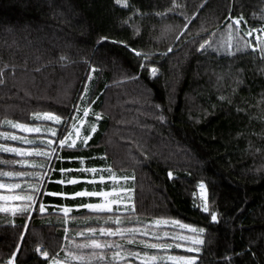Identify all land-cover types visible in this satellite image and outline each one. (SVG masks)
<instances>
[{"label":"trees","instance_id":"obj_1","mask_svg":"<svg viewBox=\"0 0 264 264\" xmlns=\"http://www.w3.org/2000/svg\"><path fill=\"white\" fill-rule=\"evenodd\" d=\"M230 16L243 17L239 31L226 27ZM261 17L264 0H0V132L14 131L7 120L40 124L36 113L71 120L77 105L89 112L83 135L96 127L86 146L57 148L38 194L43 213L0 212V264H48L42 251L55 255L67 240L63 207L73 209L70 228L96 222L80 224L92 219L78 206L98 198L71 197L102 187L81 169L108 166L135 177L137 213L204 229L196 264H264V31L259 40L244 31L264 28ZM205 38L215 51L197 50ZM117 123L143 140L124 169L106 144ZM20 159L0 152L9 162L0 171L28 170L10 163ZM200 182L207 213L196 204Z\"/></svg>","mask_w":264,"mask_h":264},{"label":"snow or ice","instance_id":"obj_2","mask_svg":"<svg viewBox=\"0 0 264 264\" xmlns=\"http://www.w3.org/2000/svg\"><path fill=\"white\" fill-rule=\"evenodd\" d=\"M115 2L119 5L121 3V0H115ZM188 23L191 22L190 18H185ZM261 19H264V17H261ZM229 20L231 21L226 25V27L231 30L233 26L237 27V31H239V25L241 24L243 17H237V18H232L231 16L229 17ZM246 23V22H245ZM253 31L255 29H249L245 34L248 36H251L253 34ZM260 31H264V28L260 29ZM214 35V34H213ZM106 39V38H102ZM207 39L205 38V43H201L198 47V51H208V50H213L212 44L207 43ZM226 44V53L228 55H234V53L230 50L232 45L230 42H225ZM248 46H251V42H249ZM244 49H241L239 47L236 48V51H243ZM255 50V49H253ZM135 51V50H133ZM172 49L169 48L168 52H171ZM136 55H140L138 52L135 53ZM167 54V53H165ZM63 60L64 58L61 57ZM95 71V69H93ZM157 72L156 68L151 69V73L155 75ZM3 72L0 71V84H3ZM86 96V91L85 94L82 95L79 99L84 101L85 104L88 103V101L85 99ZM95 101H93L94 103ZM89 112L87 109L81 111L79 105H77L74 108V115L72 116L71 120L69 119H63L60 116H57L53 113L50 112H43V113H36L33 116V119L35 120H43V121H52L55 124H60L63 123L66 128H65V133L62 135V137L59 140L55 139H42L39 142L38 147H34L31 149L28 148H21V147H15V146H10L5 143H0V152L2 153H10V154H15L18 157H21L20 160L16 161H11L13 165L19 164L21 167H42L41 165L36 164L35 162H30L27 159H24L26 157H31V156H38V157H44L46 160L51 161L53 156L58 157V152L57 148L63 149L64 147L68 148H75L76 145V140L75 139H70L71 136H73V131L72 129H75V135L77 139L80 140L81 145L86 146L88 140L91 139V134L96 131L95 123L89 124L88 128V134L84 136L79 135V125L75 123L77 118L82 121L84 118L88 117ZM94 119L98 121L101 119V114L99 113H92ZM161 120H163V117H161ZM6 124H8L11 128L13 129H19L23 132L27 133H41L42 131L45 134L51 135L52 137H55L57 134V130L53 128H45L42 129L41 127H29L26 124L22 123H16L11 120L5 121ZM0 139L6 140V141H19L21 143H27L29 145H35L37 144L36 140H26L24 137L18 136L13 133H8V132H3L0 133ZM56 145V147H52V145ZM101 159L106 160L105 157H101ZM0 163H9L6 161H0ZM81 163H83V160H81ZM67 171V170H61ZM81 171H86L88 173L93 174L92 179L88 180L87 183H100L102 187L99 190H96L93 188V190L88 191L87 189L83 191H77L75 192L71 198H76V197H96L98 198L99 202L95 203H83L82 205L78 207H83L88 209L91 212L95 213H108L110 215L107 216L106 219H104L102 222L97 219V223L100 224L99 228L96 227H89L84 231H80L77 233L79 236L86 237V243L82 244H77L76 248L77 249H115L113 252L110 260L108 261V264H116L117 261L120 260H125L127 257H131L132 259L139 260L140 264H144L145 261H152L153 264H155L157 260V256L159 255V250H167L173 247V244L169 243H150V242H145L143 240L136 242L135 241V234L140 232V229L138 228H127V227H122L121 225L124 223H133L134 220H138V217H136L134 214L136 212L135 208V202L133 199V193H134V188L128 185L129 180H134V176H120L117 177L116 173L113 171L111 166L104 167V168H97V167H90L87 169H81ZM43 175H47V171L43 173ZM169 177H172V173H168ZM28 177L33 180H36L38 183L36 185L33 184H27L26 186H22L19 180ZM11 179L17 182L13 183H8L5 184L3 182L4 179ZM123 181V183H121ZM63 181H61L62 183ZM69 183H77L78 181L75 179H70L68 181ZM43 184V179L42 176L38 173H33V172H24V171H0V189H9V190H15L19 189L20 194L17 196H12V197H5L0 195V201L3 200H22L25 201L21 206H19V214L20 215H25L26 213H30L33 210V201L38 199L37 196H33L32 193H39L40 188L42 187ZM104 184H107V190L103 187ZM199 189L203 193L206 190V185L204 183H201L199 185ZM46 195H60V196H65L64 193H45ZM202 210L204 212H208V204L207 200L205 199L203 204L200 205ZM5 211H12L13 214H16L15 209H6L3 206H0V212H5ZM35 211L39 213H43L45 211V206L41 203L38 206L35 207ZM63 216L65 220L68 219L69 214L73 211L71 207H63L61 209ZM122 217H125V219H121ZM72 219H76L75 217H72ZM211 220L216 221L217 216L215 214L211 215ZM157 224H160L161 221L157 220ZM164 223H167L166 221ZM176 224L179 225L181 229H187L190 226L186 224H180L178 221L175 222ZM106 225H115V227H106ZM193 233H196L197 235L202 234L204 232L203 228L197 229L192 227L190 229ZM65 239H68L67 233L69 229L65 227ZM128 234H132L131 238H128L126 243L127 244H133V243H138L139 245L143 246V249L147 250H157L153 255H149L148 251H144L143 255H141L140 252L133 251L130 249H127L124 244H118V243H112L109 240H104L101 241L100 237H116L119 236L121 240H124L125 237ZM144 235H148L147 230L144 231ZM164 237H168V233H164ZM21 240L23 239V236L20 238ZM155 239L161 240L162 237L160 236H155ZM171 239L175 240H182V241H189L193 244H202V240H197V239H192L188 236H174L171 237ZM175 248L180 249L184 247L183 244L181 243H175L174 244ZM18 250V249H17ZM36 251L40 253L42 250L41 248H37ZM186 251L188 252H199V248H193V247H187ZM123 252V255H122ZM42 256L45 260H48L49 258V253L47 250L42 251ZM73 259H79L80 261L84 262L85 261V256L84 255H79L73 253L72 254ZM91 256L96 257L98 260H104L105 257L103 253H97L93 251L91 253ZM168 259L177 262V264H196V259L197 257L195 256H170ZM161 264H164V259L163 256H160ZM58 264V262H57ZM87 264H90V259L87 262Z\"/></svg>","mask_w":264,"mask_h":264},{"label":"rangeland","instance_id":"obj_3","mask_svg":"<svg viewBox=\"0 0 264 264\" xmlns=\"http://www.w3.org/2000/svg\"><path fill=\"white\" fill-rule=\"evenodd\" d=\"M249 29H255V28H251V27L244 28L245 33ZM261 35H263V33H261L260 29H255V31H253V34L249 37H252L253 39L259 40ZM30 80H31L30 82L33 81V79H30ZM144 92L145 91H143V95L146 96L147 94H145L146 92L145 93ZM135 102L140 103L139 101L134 100V103ZM122 107L123 106L121 105V108ZM122 109H124V108H122ZM142 114H144V112H142ZM16 123H21V122H16ZM78 123H79L78 124L79 125V135L84 136L83 130H82L83 121H80ZM22 124H25V123H22ZM60 124H55L52 121H43L42 120V122L40 124H33L31 126L28 125L29 127H41L42 129H45V128L56 129L57 134L55 137H52L51 135L45 134L43 131L41 133H27V132H23L19 129H14V131L10 132V133L24 137L26 140H36L37 144H35V145H29L27 143L19 142L21 144L15 146V147L31 149V148L40 146L39 142L42 139L59 140L62 137V135H64V133H65L64 130L60 131V128H58V125H60ZM121 130L122 129H121L120 124L117 123V127H115L112 132H109V134H107L106 144L109 146V153L113 156V159H114L113 163L115 164V166H118V167L124 169V168L128 167V166L124 167L125 165L122 162V160H124V158H126L128 162L129 161H131L133 163L137 162L136 161V160H138L137 153H139V152L134 153L135 148L136 149L138 148V151H141L142 149H139V147L142 146L143 140H142V142H140V140H138V143H136V141L132 140L130 137H126L125 135H123ZM72 131L74 134H73V136L70 137V139H75L76 144H77L80 140L77 139V137L75 135L76 130L72 129ZM0 133H3V132H0ZM137 136H139V135H137ZM142 138H144V136H142ZM52 147H56V145L54 144V145H52ZM57 151H58V149H57ZM24 159H27L30 162H35L36 164L42 166V167H37V168L28 167V170H26L24 172L38 173L42 176V179L44 182L45 179L47 178V176L49 175L52 159H51V161H49V160H46L44 157H38V156L26 157ZM45 171H47L46 176L43 175V173ZM114 172L116 173L117 177H120V175L118 174L117 171H114ZM130 173L132 174L133 172H130ZM90 175H91L89 177L90 179H88V180L92 179L93 174L90 173ZM6 179L3 180V182L5 184L17 182V181L11 180V179H8V180H6ZM132 181L133 180H129L128 185L134 188L133 199L135 202V187H134V184L132 183ZM18 182H20L22 184V186H26L27 184L36 185L38 183L36 180H33L31 178H28V177H25V178L19 180ZM121 183H123V181H121ZM201 183H204V182H200L198 184V188H197V192H196V198H197L196 204L198 206L202 205L205 199L207 200V204H208L207 187H206V190L202 193L201 190L199 189V185ZM19 194H20L19 189H15V190H9L7 188L0 189V195L5 196V197L17 196ZM38 194L39 193H32L33 196H37V197H38ZM95 202H99V200H97ZM95 202H91V203H95ZM23 203H25V201L9 199V200L0 201V206H3L6 209H15L16 213H17V212H19V206H21ZM37 203H38V199L33 201V209L36 207ZM140 205L141 206L143 205L142 201H141ZM4 213L13 214L12 211H5ZM88 215H89L88 217L92 220H89L88 218H84L83 221L79 220L78 222L80 224H85V223H88L91 221H96V222H93V224H91V225L80 226V228L68 227L67 222L73 221L71 216L68 217L67 220H65V224H66L67 228L69 229V231L67 233L68 239L64 241V244H62V247L60 249L61 251H59L57 254H55V255L53 254L52 256L49 257V263L48 264H57V262H58V264H87L89 259H90V264H108V261L110 260L115 249H103V250L96 249V250H93V249H87V248L86 249H77L76 248L77 244L86 243V237L79 236V235H77V233L80 231H84L89 227L99 228L100 224L97 223V219L99 218V220L102 222L110 214H108V213H95V212L90 211V214L88 213ZM134 215L136 217H138V220H134L133 223H124L121 226L127 227V228H138V229H140V232L135 234V241L136 242L143 240L145 242H150V243H164V242H166L169 244H173V247L170 249L159 250V255L157 256V260H156L155 264H161L160 256H163L164 264H177V262L168 259V257H170V256H195V257H197V255H196L197 252H188V251H186V248L187 247L199 248V251H200V246L202 244H193L191 242V240H189V241L175 240L174 241L173 239H171V237H174V236H188L192 239L204 241V237L202 235L203 233L197 235L196 233H193L190 230L194 226H191L187 223H184V222H182L178 219H174V218L172 219V218H168V217H158V216H155L152 214L146 215L147 217L145 218L144 217L145 215H142L141 213H137V212H135ZM121 219L123 220V219H125V217H122ZM157 220L161 221V223L157 224L156 223ZM165 221L167 223H164ZM177 221L180 224H186V225H189L190 227L187 229H181L179 227V225L175 223ZM106 227H115V225H106ZM194 228H196V227H194ZM197 229H199V228H197ZM145 230H147L148 235L143 234ZM164 233H168V237H164ZM131 235L132 234H128L124 240H121V238L119 236H116V237H100V239H101V241L109 240L112 243L124 244L127 249L140 252L141 255H143L144 251H148L149 255L151 256L157 251V250L143 249V246L139 245L138 243L127 244L126 241L128 238H131ZM155 236H160V237H162V239L157 240V239H155ZM175 243H181L184 245V247L177 249L174 246ZM93 251H95L97 253L102 252L105 259L104 260H98V259H96V257L91 256V253ZM73 253L77 254V256L84 255L85 261L82 262L79 259H73V256H72ZM122 255H123V252H122ZM197 260H198V257L196 259V262H197ZM7 264H15V258H12ZM116 264H140V261L132 259L131 257H127L125 260L117 261ZM144 264H153V262L152 261H145Z\"/></svg>","mask_w":264,"mask_h":264},{"label":"bare ground","instance_id":"obj_4","mask_svg":"<svg viewBox=\"0 0 264 264\" xmlns=\"http://www.w3.org/2000/svg\"><path fill=\"white\" fill-rule=\"evenodd\" d=\"M153 240V239H152Z\"/></svg>","mask_w":264,"mask_h":264}]
</instances>
